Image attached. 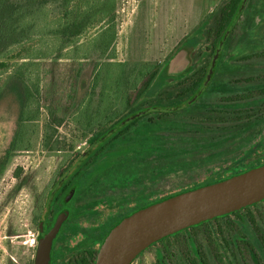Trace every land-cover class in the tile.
Here are the masks:
<instances>
[{"label":"trees","instance_id":"16d2710c","mask_svg":"<svg viewBox=\"0 0 264 264\" xmlns=\"http://www.w3.org/2000/svg\"><path fill=\"white\" fill-rule=\"evenodd\" d=\"M46 6L59 14L53 34L60 38V50L97 25L103 30L95 44L99 61L92 71L78 68L70 93L75 115L91 134L90 144L44 193L33 215L39 232L53 224L70 189L76 190L70 220L95 213L84 220L93 221L88 238L94 236L92 243L101 246L134 212L264 164V33L249 35L256 26L264 28V0L217 4L201 23L203 39L185 36L178 44L177 51H187L190 64L174 76L159 63L110 61L117 39L116 0H0V59L27 38L25 18ZM202 42L206 51L199 47ZM241 43L245 48L238 51ZM111 65L118 68L114 77L109 76ZM24 66L0 82V101L12 94L20 105L12 136L6 118L0 117V150L7 147L0 173L10 152L30 147L25 141L28 123L40 113L39 99L34 113L28 109L40 87L34 94ZM9 67L0 61V68ZM55 122L60 126L64 118ZM52 138L47 125L44 146L59 149L60 142ZM112 155L114 160L99 174L77 186ZM260 204L264 200L154 243L149 247L157 246L152 264H264V218L255 212ZM78 234L74 230L73 238ZM58 252L61 257L62 249Z\"/></svg>","mask_w":264,"mask_h":264},{"label":"rangeland","instance_id":"374dc122","mask_svg":"<svg viewBox=\"0 0 264 264\" xmlns=\"http://www.w3.org/2000/svg\"><path fill=\"white\" fill-rule=\"evenodd\" d=\"M221 1L116 0L117 39L115 50L111 51L114 58L110 61L133 65L159 63L168 68L167 74L178 75L190 64L187 51H177L178 44L185 36L197 34L203 39L205 24L201 23ZM53 10L54 7L46 6L27 16L24 21V25L30 27L27 38L10 48L0 59L10 65L8 69L0 68V82L16 71L19 64L25 63L24 77L28 79L29 87L34 94H38L36 85L40 87L37 98H32L33 104L28 107L34 113L39 99L38 119L28 123L25 141L30 147L10 152L0 173V264H34L39 232L33 222L34 211L45 198L44 193L52 181L90 144L91 134L82 128L80 118L75 115L76 107L70 105V93L77 71H92L94 63L99 61L95 44L103 26L91 28L77 43L60 50V38L53 34L59 14ZM260 33H264V28L256 26L249 35L252 38ZM199 47L206 51L204 42ZM238 47V51L244 50L245 44ZM85 54L89 57L84 58ZM81 62L84 67H81ZM109 71V76L114 77L118 68L111 65ZM113 103H109L112 109L115 107ZM19 112L20 105L14 95L2 97L0 117L6 118L10 136L17 129ZM56 117L64 118V123L57 126ZM47 125L53 133L51 141L60 142L59 149H52V144L44 146L43 134ZM6 148L0 150V158L6 154ZM115 156L108 157L96 169L83 175L77 186L87 184ZM255 212L264 218V204H260ZM94 215L81 214L80 217ZM156 252L157 246L149 248L133 264H152L156 260Z\"/></svg>","mask_w":264,"mask_h":264},{"label":"water","instance_id":"95a60500","mask_svg":"<svg viewBox=\"0 0 264 264\" xmlns=\"http://www.w3.org/2000/svg\"><path fill=\"white\" fill-rule=\"evenodd\" d=\"M263 200L264 164H261L158 201L116 225L101 244L95 264H132L165 237ZM68 215V210L61 211L54 227L49 232L41 231L34 264H49L53 238Z\"/></svg>","mask_w":264,"mask_h":264},{"label":"flooded vegetation","instance_id":"af4514ba","mask_svg":"<svg viewBox=\"0 0 264 264\" xmlns=\"http://www.w3.org/2000/svg\"><path fill=\"white\" fill-rule=\"evenodd\" d=\"M71 171L72 170H69L67 173H70ZM75 192V189H70L69 193L65 197L63 210H68L69 215L67 219L62 222L58 232L56 233V236L53 238L49 264H59V262L62 264H95L100 246L98 243H92L95 238L94 236H92V238H88L90 234L89 230L91 226H94L93 221L91 222L90 220H84L85 218L89 217L83 216L81 218V214H79V216L76 218V221H73L72 219L70 220L73 208L71 201L74 198ZM71 193H73L72 196ZM57 217L58 215L56 216L53 224L49 226L47 230L44 229L45 232H49L54 227ZM77 229L80 231V234H78L77 237L75 236L76 238H73L72 233ZM41 231L38 232V238ZM92 234H95L93 233V230ZM85 241L86 243L84 244ZM59 248L62 249L61 257L58 252ZM96 251L97 253H95Z\"/></svg>","mask_w":264,"mask_h":264},{"label":"built area","instance_id":"2783aa9c","mask_svg":"<svg viewBox=\"0 0 264 264\" xmlns=\"http://www.w3.org/2000/svg\"><path fill=\"white\" fill-rule=\"evenodd\" d=\"M34 242V241H33Z\"/></svg>","mask_w":264,"mask_h":264}]
</instances>
